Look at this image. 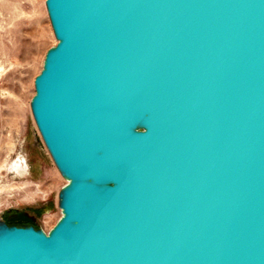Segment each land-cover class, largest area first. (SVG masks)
<instances>
[{
    "label": "water",
    "instance_id": "95a60500",
    "mask_svg": "<svg viewBox=\"0 0 264 264\" xmlns=\"http://www.w3.org/2000/svg\"><path fill=\"white\" fill-rule=\"evenodd\" d=\"M31 114L66 184L0 264H264V0H45Z\"/></svg>",
    "mask_w": 264,
    "mask_h": 264
},
{
    "label": "rangeland",
    "instance_id": "374dc122",
    "mask_svg": "<svg viewBox=\"0 0 264 264\" xmlns=\"http://www.w3.org/2000/svg\"><path fill=\"white\" fill-rule=\"evenodd\" d=\"M45 0H0V220L49 231L67 183L35 126L30 101L46 52L56 45ZM26 171H16L15 164Z\"/></svg>",
    "mask_w": 264,
    "mask_h": 264
},
{
    "label": "bare ground",
    "instance_id": "6f19581e",
    "mask_svg": "<svg viewBox=\"0 0 264 264\" xmlns=\"http://www.w3.org/2000/svg\"><path fill=\"white\" fill-rule=\"evenodd\" d=\"M41 3L43 5H45V1H41ZM15 169H16V171H18L20 173H24L26 171V168H25L24 164H22V163L15 164Z\"/></svg>",
    "mask_w": 264,
    "mask_h": 264
},
{
    "label": "trees",
    "instance_id": "16d2710c",
    "mask_svg": "<svg viewBox=\"0 0 264 264\" xmlns=\"http://www.w3.org/2000/svg\"><path fill=\"white\" fill-rule=\"evenodd\" d=\"M10 224H17V225H22V224H30V222L29 221H27V220H23V219H21V220H16V221H11V222H9ZM38 227V226H37Z\"/></svg>",
    "mask_w": 264,
    "mask_h": 264
},
{
    "label": "flooded vegetation",
    "instance_id": "af4514ba",
    "mask_svg": "<svg viewBox=\"0 0 264 264\" xmlns=\"http://www.w3.org/2000/svg\"><path fill=\"white\" fill-rule=\"evenodd\" d=\"M7 223H9L8 221H6Z\"/></svg>",
    "mask_w": 264,
    "mask_h": 264
}]
</instances>
